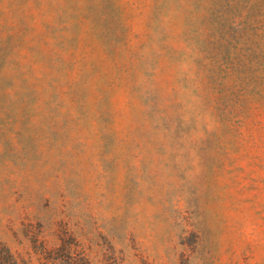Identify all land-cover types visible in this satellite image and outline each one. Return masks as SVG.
<instances>
[{
    "label": "rangeland",
    "instance_id": "rangeland-1",
    "mask_svg": "<svg viewBox=\"0 0 264 264\" xmlns=\"http://www.w3.org/2000/svg\"><path fill=\"white\" fill-rule=\"evenodd\" d=\"M62 241L264 264V0H0V243Z\"/></svg>",
    "mask_w": 264,
    "mask_h": 264
},
{
    "label": "trees",
    "instance_id": "trees-1",
    "mask_svg": "<svg viewBox=\"0 0 264 264\" xmlns=\"http://www.w3.org/2000/svg\"><path fill=\"white\" fill-rule=\"evenodd\" d=\"M89 249L81 246L78 242H65L53 249H46L41 253V264H122V259L114 255H102L101 261L94 262L89 257ZM99 252V251H97ZM0 264H27L12 254L10 250L0 243ZM138 264H151L141 260Z\"/></svg>",
    "mask_w": 264,
    "mask_h": 264
}]
</instances>
